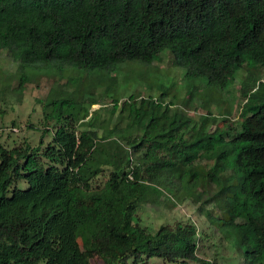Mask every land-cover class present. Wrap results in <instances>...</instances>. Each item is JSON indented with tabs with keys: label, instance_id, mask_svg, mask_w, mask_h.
I'll list each match as a JSON object with an SVG mask.
<instances>
[{
	"label": "trees",
	"instance_id": "trees-1",
	"mask_svg": "<svg viewBox=\"0 0 264 264\" xmlns=\"http://www.w3.org/2000/svg\"><path fill=\"white\" fill-rule=\"evenodd\" d=\"M0 51L16 64L20 92L32 65L111 74L127 62L150 66L164 52L185 80L205 78L222 93L246 60L264 68V0H0ZM255 75L247 69L240 87L241 120L221 129L189 118L168 127L180 113L164 94L143 110L130 95L126 125L112 128L90 113V97L53 100L51 142L0 145V264H217L199 255L193 223L154 233L141 225L153 186L180 203L223 202L219 227L240 240L246 264H264V82ZM9 76L0 69L1 96Z\"/></svg>",
	"mask_w": 264,
	"mask_h": 264
},
{
	"label": "rangeland",
	"instance_id": "rangeland-1",
	"mask_svg": "<svg viewBox=\"0 0 264 264\" xmlns=\"http://www.w3.org/2000/svg\"><path fill=\"white\" fill-rule=\"evenodd\" d=\"M173 58L172 54L163 52L150 66L127 62L117 66L111 74L62 67L56 63L36 64L25 69L27 82L23 86L24 90L20 92L15 90L16 64L11 62L4 51H0V69L10 75V86L2 96L0 95V145L10 148L28 143L36 147L42 142L43 147L46 146L51 142L52 132L57 125V115L52 113L51 102L68 99L74 104H79L85 97H90L96 103L91 107L90 113L96 111L99 123L107 124L110 128L114 125H126L124 117L129 110L130 95H134L143 110L149 97L157 98L164 94V102L173 105L171 111L177 110L180 113L176 121L168 127L176 128L180 122L189 118L193 124L215 122L214 125L221 129L241 120L240 112L246 98L242 97L240 87L247 69L256 73L257 80L264 82V68H250L254 65L246 60L235 78L228 82L226 90L215 94L205 78L185 80L184 69L176 67ZM110 75L114 80L108 79ZM101 79L106 81L99 82ZM195 85L197 87L193 88ZM114 99L119 101L118 109L111 114ZM124 102L126 111L121 115L120 110ZM228 105L232 112L230 116L222 111ZM68 111L65 108L62 114L66 116ZM225 117L231 120L225 122ZM213 119L215 121H212ZM103 128L105 127L99 128L100 135ZM46 129L47 132L43 133ZM104 181V178H99L95 185L101 186ZM26 187L24 181L17 182L18 189L25 190ZM167 197H170V194L164 187H152L147 203L142 205L138 212L142 226L154 233L165 224L191 222L203 239L204 247L199 254L202 258L217 264H246L244 247L240 240L230 236L228 229L220 228L219 224L222 222L214 218L222 215L223 202L209 201L211 195L203 197L197 203L191 200L180 203L170 197L174 200L173 206ZM226 200L232 209L238 206L233 193H230ZM86 239V234L79 236L80 247ZM91 264L102 262L92 260ZM149 264L170 263L152 258Z\"/></svg>",
	"mask_w": 264,
	"mask_h": 264
}]
</instances>
